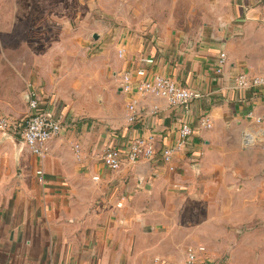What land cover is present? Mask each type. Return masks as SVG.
<instances>
[{
  "label": "crops",
  "instance_id": "crops-1",
  "mask_svg": "<svg viewBox=\"0 0 264 264\" xmlns=\"http://www.w3.org/2000/svg\"><path fill=\"white\" fill-rule=\"evenodd\" d=\"M219 1L221 9L198 31L150 29L114 39L97 55L96 84L84 83L69 112L50 84L23 82L15 71L0 69V114L22 117L32 85L42 93V108L64 118L44 157L0 132V264H184L188 246L205 244L187 240L171 199L200 200L238 180L243 198L264 199V174L243 173V161L234 157L248 148L244 134L264 148V87L234 83L239 73L264 76V0ZM222 52L227 60L218 72ZM145 57L154 62L146 64ZM141 67L149 77L168 76L201 97L173 106L154 94L125 91L123 74ZM131 98L142 111L135 122L128 120ZM205 116L210 128L201 125ZM184 122L193 134L171 170L159 152L176 143ZM140 137H152L153 159L124 161L114 170L98 157ZM206 248L196 264L210 258Z\"/></svg>",
  "mask_w": 264,
  "mask_h": 264
},
{
  "label": "rangeland",
  "instance_id": "rangeland-1",
  "mask_svg": "<svg viewBox=\"0 0 264 264\" xmlns=\"http://www.w3.org/2000/svg\"><path fill=\"white\" fill-rule=\"evenodd\" d=\"M220 6L219 0H0V69L15 71L23 82L50 84L69 112L84 83L96 84L97 55L114 39L150 29L198 31ZM245 146L234 154L243 161L239 168L263 175L264 148ZM239 184H219L200 200L185 196L170 204L179 210L187 240L205 244L215 262L264 264V199L246 200Z\"/></svg>",
  "mask_w": 264,
  "mask_h": 264
},
{
  "label": "built area",
  "instance_id": "built-area-1",
  "mask_svg": "<svg viewBox=\"0 0 264 264\" xmlns=\"http://www.w3.org/2000/svg\"><path fill=\"white\" fill-rule=\"evenodd\" d=\"M118 53L122 57L125 54V49H119ZM226 60V53L222 52L218 59V72L222 71ZM143 61L146 64H152L154 59L152 57H145ZM234 83L238 87L243 88H262L264 87V76H250L246 73H239L234 77ZM122 87L127 92L136 90L138 93H150L163 97L173 106L188 105L194 99L201 97V94L196 90L182 86L168 76L156 73L153 77H149L146 67L138 68L135 71H126L122 76ZM28 95V110L23 117L12 118L8 115L0 114V132L19 137L32 153L44 157L48 150V141L61 132L64 118L53 115L48 109L42 108L41 96L38 89L34 86H29ZM128 109L130 112L128 117L129 122H135L142 116L137 99L131 98ZM201 125L205 128L212 126L207 116L201 119ZM192 134V126L184 122L179 128V137L176 143L160 150L159 155L169 165L171 170L174 169L172 163L175 154L186 147ZM152 140V137L136 138L126 148L111 146L98 154V157L106 166L114 170L121 168L124 161L135 163L141 159H153L157 155V150ZM253 140V135L244 134L245 145L252 144ZM73 149L79 157L81 155V144L79 142L75 143ZM37 175L39 180L43 181L42 169L37 170ZM206 251L205 245L188 246L184 264H196L200 259L199 254ZM202 264L225 263L204 258Z\"/></svg>",
  "mask_w": 264,
  "mask_h": 264
},
{
  "label": "water",
  "instance_id": "water-1",
  "mask_svg": "<svg viewBox=\"0 0 264 264\" xmlns=\"http://www.w3.org/2000/svg\"><path fill=\"white\" fill-rule=\"evenodd\" d=\"M95 38L98 37L97 34L94 35ZM29 100V95L27 94V101ZM5 137L7 138H11L19 147H21L23 145V141L20 140L19 138H17L16 136L14 135H11L9 133H2ZM262 134L264 135V131L262 132Z\"/></svg>",
  "mask_w": 264,
  "mask_h": 264
}]
</instances>
